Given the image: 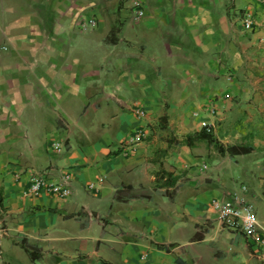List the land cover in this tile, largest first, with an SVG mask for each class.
<instances>
[{"label": "crops", "instance_id": "0c3cea01", "mask_svg": "<svg viewBox=\"0 0 264 264\" xmlns=\"http://www.w3.org/2000/svg\"><path fill=\"white\" fill-rule=\"evenodd\" d=\"M132 1L0 0V264H264L212 208L250 205L264 233L258 149L173 146L172 199L149 163L206 126L225 145L264 146V0H142L140 22ZM31 172H69L71 196L25 198Z\"/></svg>", "mask_w": 264, "mask_h": 264}, {"label": "built area", "instance_id": "2783aa9c", "mask_svg": "<svg viewBox=\"0 0 264 264\" xmlns=\"http://www.w3.org/2000/svg\"><path fill=\"white\" fill-rule=\"evenodd\" d=\"M133 20L140 22L145 18V12L142 0H133L132 7ZM242 29L245 31H252L254 28V18L251 9L246 8L241 10ZM97 24L93 18L85 19L80 23L82 30L95 27ZM135 112L140 117H146L145 110L139 108ZM144 131L139 130L131 136L126 143L121 147L123 151H128L130 147L141 143L145 139ZM52 148L56 151H61L62 143H53ZM203 169H206L203 166ZM30 185L25 190V198H36L41 194L56 196L59 198H68L71 196L72 177L69 172H64L62 177L57 181L48 179L46 172H31ZM90 189H95V185L90 183ZM212 208L217 215V220L221 226L231 231L242 233L247 239L253 241L255 250L253 255L264 260V233L258 230V219L250 205H244L235 201L223 200L216 198L212 201Z\"/></svg>", "mask_w": 264, "mask_h": 264}, {"label": "trees", "instance_id": "16d2710c", "mask_svg": "<svg viewBox=\"0 0 264 264\" xmlns=\"http://www.w3.org/2000/svg\"><path fill=\"white\" fill-rule=\"evenodd\" d=\"M165 120L166 117H163L159 122V124L163 127H165ZM242 139H246V136ZM202 143L206 145L207 149L213 148L221 156L226 154L229 156H237L256 150V147L253 144H247L244 142L236 145H225L224 143L218 141L212 127L210 126L203 127L199 132L186 134L181 137L172 136L168 139L167 148L156 150L153 158L149 161V163L155 167V169L151 171V174L154 177V188L157 190H164L165 193L168 194L172 199L180 176L175 175L174 172L165 169L164 159L168 156L170 149L173 146H188L190 148H195ZM1 191L2 189L0 188V208L2 202ZM21 247L27 251L33 259L39 254L36 248L29 247L25 244H22Z\"/></svg>", "mask_w": 264, "mask_h": 264}, {"label": "rangeland", "instance_id": "374dc122", "mask_svg": "<svg viewBox=\"0 0 264 264\" xmlns=\"http://www.w3.org/2000/svg\"><path fill=\"white\" fill-rule=\"evenodd\" d=\"M253 18H254V13H253ZM257 149L261 152L260 155L263 156V158H264V146L258 147V148H256V150Z\"/></svg>", "mask_w": 264, "mask_h": 264}]
</instances>
